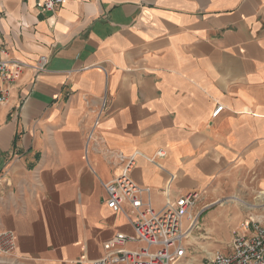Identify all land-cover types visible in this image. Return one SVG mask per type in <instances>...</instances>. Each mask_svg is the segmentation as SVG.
Wrapping results in <instances>:
<instances>
[{
    "label": "crops",
    "instance_id": "1",
    "mask_svg": "<svg viewBox=\"0 0 264 264\" xmlns=\"http://www.w3.org/2000/svg\"><path fill=\"white\" fill-rule=\"evenodd\" d=\"M43 2L0 0V51L24 63L0 81V232L16 238L0 264L95 260L132 234L102 183L133 153L155 209L196 193L209 234L242 230L229 203L264 189V0Z\"/></svg>",
    "mask_w": 264,
    "mask_h": 264
},
{
    "label": "built area",
    "instance_id": "2",
    "mask_svg": "<svg viewBox=\"0 0 264 264\" xmlns=\"http://www.w3.org/2000/svg\"><path fill=\"white\" fill-rule=\"evenodd\" d=\"M66 0H44L42 8L54 12ZM0 51V81L3 84L15 81L24 67L20 61L6 59ZM46 55H40L33 66L36 73L45 69ZM8 90L0 86V103H5ZM105 106L103 99L101 111ZM218 105L212 115L221 109ZM98 121H95V124ZM164 155L162 150L156 156ZM136 153L121 156L122 167L112 180L102 183L109 208L122 209L127 205L134 215L131 220L133 233L122 232L103 243V255L95 260L80 257L66 264H183L188 245L187 238L195 226L198 214L192 211L196 193H187L175 200H167L160 209H155L149 199L150 188L140 186L131 178ZM227 245V251H215L207 258L205 264H264V216L260 219L248 217ZM126 243H137L135 247H126ZM16 245L15 235L11 231L0 232V257L13 252Z\"/></svg>",
    "mask_w": 264,
    "mask_h": 264
},
{
    "label": "rangeland",
    "instance_id": "3",
    "mask_svg": "<svg viewBox=\"0 0 264 264\" xmlns=\"http://www.w3.org/2000/svg\"><path fill=\"white\" fill-rule=\"evenodd\" d=\"M264 191V189L256 190H242L236 194L234 197L237 201L229 203V215H238V216H247L254 219H260L264 216V198L258 197L259 193ZM245 202V203H244ZM249 203V204H246ZM208 208V207H206ZM205 208V209H206ZM196 209L198 207L196 205ZM204 209H202L203 211ZM202 211L197 216L195 226L192 228L189 238L194 236L193 243L188 247L186 259L183 264H205L207 258L215 250H220L222 252L227 251V242L229 243L230 239H226L225 229L229 228L228 226H221L220 231H216L215 234H209L204 226H201V220L199 216ZM236 232L233 231L234 235ZM231 235V237L233 236ZM227 240V241H226Z\"/></svg>",
    "mask_w": 264,
    "mask_h": 264
},
{
    "label": "bare ground",
    "instance_id": "4",
    "mask_svg": "<svg viewBox=\"0 0 264 264\" xmlns=\"http://www.w3.org/2000/svg\"><path fill=\"white\" fill-rule=\"evenodd\" d=\"M258 197L264 198V191H261V192L259 193ZM244 203H245V202H244ZM246 204H249V203H246ZM249 205H251V204H249Z\"/></svg>",
    "mask_w": 264,
    "mask_h": 264
}]
</instances>
